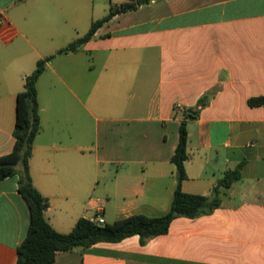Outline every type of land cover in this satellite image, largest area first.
Returning <instances> with one entry per match:
<instances>
[{"label":"crops","instance_id":"obj_1","mask_svg":"<svg viewBox=\"0 0 264 264\" xmlns=\"http://www.w3.org/2000/svg\"><path fill=\"white\" fill-rule=\"evenodd\" d=\"M127 1L0 0V157L14 148L26 77L56 55L37 82L30 176L57 232L96 214L106 223L167 214L190 110L199 115L187 120L182 190L218 188L221 206L145 244L134 236L59 252L53 264H264V106L249 104L264 98V0H150L57 54ZM240 164V179L219 187ZM18 187V175L0 181V264H17L31 222Z\"/></svg>","mask_w":264,"mask_h":264},{"label":"trees","instance_id":"obj_2","mask_svg":"<svg viewBox=\"0 0 264 264\" xmlns=\"http://www.w3.org/2000/svg\"><path fill=\"white\" fill-rule=\"evenodd\" d=\"M149 2L150 0H128L119 5H112L109 13L103 19L94 22L84 37L62 48L57 54L77 52L113 17L136 10ZM55 56L40 60L35 71L26 77L24 90L16 99L14 148L10 154L0 157V181L18 175V191L27 201L30 210L31 222L25 240L17 248V264H53L59 252L87 250L97 244H115L134 236H138L140 242L145 244L151 238L168 233L175 219L197 218L210 214L221 206V194L218 188L209 197L186 194L182 190V184L187 178L185 162L189 159L187 120L199 115V112L192 114L193 111L190 110L186 112L185 120L180 125L179 143L172 157V162L176 165L177 188L167 214L159 217L132 215L105 224H94L86 218H80L71 233L57 232L45 216L49 206L48 200L34 187L30 176L34 142L42 129L37 82L45 72L46 64ZM249 104L253 107L264 106V98H253ZM242 168L243 164H240L234 170L227 172L219 181V187H230L238 181Z\"/></svg>","mask_w":264,"mask_h":264},{"label":"built area","instance_id":"obj_3","mask_svg":"<svg viewBox=\"0 0 264 264\" xmlns=\"http://www.w3.org/2000/svg\"><path fill=\"white\" fill-rule=\"evenodd\" d=\"M87 219L94 224H105L106 223L104 216L102 214H96V215L90 216Z\"/></svg>","mask_w":264,"mask_h":264},{"label":"water","instance_id":"obj_4","mask_svg":"<svg viewBox=\"0 0 264 264\" xmlns=\"http://www.w3.org/2000/svg\"><path fill=\"white\" fill-rule=\"evenodd\" d=\"M192 114H195V112H191Z\"/></svg>","mask_w":264,"mask_h":264}]
</instances>
